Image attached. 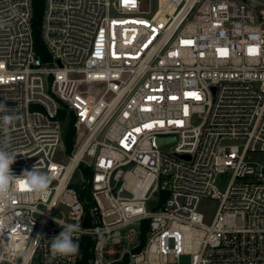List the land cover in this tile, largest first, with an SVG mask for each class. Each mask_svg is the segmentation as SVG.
Masks as SVG:
<instances>
[{"label":"built area","instance_id":"built-area-1","mask_svg":"<svg viewBox=\"0 0 264 264\" xmlns=\"http://www.w3.org/2000/svg\"><path fill=\"white\" fill-rule=\"evenodd\" d=\"M33 15V0H0V138L13 174L53 179L0 203V264H78L84 236L92 264H264V0H45L46 60ZM204 198L219 202L210 224ZM60 222L80 225L77 255H52Z\"/></svg>","mask_w":264,"mask_h":264},{"label":"clouds","instance_id":"clouds-1","mask_svg":"<svg viewBox=\"0 0 264 264\" xmlns=\"http://www.w3.org/2000/svg\"><path fill=\"white\" fill-rule=\"evenodd\" d=\"M4 106L0 105V112ZM13 117L5 114L0 117V122L9 124ZM7 131V129H5ZM9 138H0V203H11L17 194L18 188H28L36 196H45L52 182V175L46 173L35 165L31 170H24L19 176L13 174L11 165L15 163L16 153L9 150ZM11 216H0V227L6 228L11 223ZM62 231L51 239L50 249L53 256H69L79 253L78 238L74 234L81 231L80 225L60 222ZM39 237V235L37 236ZM28 257L25 255V264Z\"/></svg>","mask_w":264,"mask_h":264},{"label":"trees","instance_id":"trees-1","mask_svg":"<svg viewBox=\"0 0 264 264\" xmlns=\"http://www.w3.org/2000/svg\"><path fill=\"white\" fill-rule=\"evenodd\" d=\"M44 4L45 0H33V7H34V15L32 20L33 25V32H34V40H35V48L39 55L43 59H48L49 54L47 48L43 42L42 34H41V24L43 20V13H44ZM59 117L64 122V144L66 147V151L71 153L74 148L75 143V126H74V117L73 114L69 113L67 109L62 106L59 110ZM87 175H89V169H85ZM79 196L82 200H87L85 203L86 212L91 205V193L88 186H83L78 189ZM149 229V221L146 220L142 223L141 227V242L142 244L145 243L147 231ZM93 243V239L89 236H84L82 239L81 250L79 253L78 264H92V254L90 251V247Z\"/></svg>","mask_w":264,"mask_h":264},{"label":"rangeland","instance_id":"rangeland-1","mask_svg":"<svg viewBox=\"0 0 264 264\" xmlns=\"http://www.w3.org/2000/svg\"><path fill=\"white\" fill-rule=\"evenodd\" d=\"M95 85V84H94ZM97 85V84H96ZM258 156V154H256ZM68 154L65 151L64 147H61L56 155L57 161L67 162L68 161ZM230 173L227 174H220L217 177L216 180V186L219 190L224 191L230 181ZM83 182V176L81 175V171L77 170L75 172L74 178H73V186L77 189H79L82 186ZM155 203V200L149 202V209L150 207ZM219 202L212 198H204L201 200L199 204V211L204 215V221L207 224H210L216 214V211L218 209ZM129 229H135L138 230V225L134 224L129 226V228L126 229L128 231ZM175 264H191V257L189 255H182L178 262Z\"/></svg>","mask_w":264,"mask_h":264},{"label":"snow or ice","instance_id":"snow-or-ice-1","mask_svg":"<svg viewBox=\"0 0 264 264\" xmlns=\"http://www.w3.org/2000/svg\"><path fill=\"white\" fill-rule=\"evenodd\" d=\"M125 2H127V0H125ZM182 43H191L190 41H183ZM190 95H192V94H190ZM146 127H149L148 125H146ZM137 131H138V129H137ZM22 189H23V186H22Z\"/></svg>","mask_w":264,"mask_h":264},{"label":"water","instance_id":"water-1","mask_svg":"<svg viewBox=\"0 0 264 264\" xmlns=\"http://www.w3.org/2000/svg\"><path fill=\"white\" fill-rule=\"evenodd\" d=\"M185 157H188L187 155H184Z\"/></svg>","mask_w":264,"mask_h":264}]
</instances>
